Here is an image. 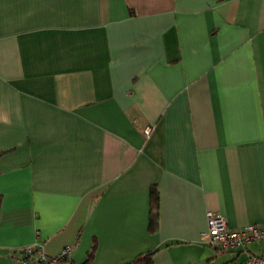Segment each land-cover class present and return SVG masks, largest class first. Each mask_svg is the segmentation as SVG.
<instances>
[{"label":"crops","instance_id":"0c3cea01","mask_svg":"<svg viewBox=\"0 0 264 264\" xmlns=\"http://www.w3.org/2000/svg\"><path fill=\"white\" fill-rule=\"evenodd\" d=\"M0 154V264L264 256L202 239L264 225V0H0Z\"/></svg>","mask_w":264,"mask_h":264},{"label":"built area","instance_id":"2783aa9c","mask_svg":"<svg viewBox=\"0 0 264 264\" xmlns=\"http://www.w3.org/2000/svg\"><path fill=\"white\" fill-rule=\"evenodd\" d=\"M148 129L146 134L149 135ZM208 230L203 234V241L210 247L228 252L245 249L250 244L264 240V225L248 224L240 229L229 227L225 217L217 212L207 213ZM72 247H64L58 254L50 255L43 243L32 244L10 250V259L14 264H61L70 259ZM227 264H264V256L250 254L241 261Z\"/></svg>","mask_w":264,"mask_h":264},{"label":"trees","instance_id":"16d2710c","mask_svg":"<svg viewBox=\"0 0 264 264\" xmlns=\"http://www.w3.org/2000/svg\"><path fill=\"white\" fill-rule=\"evenodd\" d=\"M2 155L3 154H0V158L2 157ZM150 197H151L150 198L151 214H150L149 230L152 233H156L158 229V205H159V194L156 187L151 189ZM96 250H97V242L94 241L92 249L88 253L87 263L94 259ZM153 255L154 253L139 255L128 264H153Z\"/></svg>","mask_w":264,"mask_h":264}]
</instances>
